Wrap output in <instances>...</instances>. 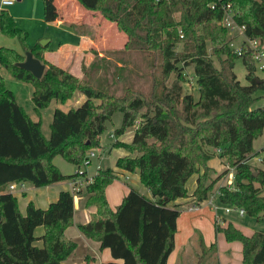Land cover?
Wrapping results in <instances>:
<instances>
[{"label":"trees","instance_id":"16d2710c","mask_svg":"<svg viewBox=\"0 0 264 264\" xmlns=\"http://www.w3.org/2000/svg\"><path fill=\"white\" fill-rule=\"evenodd\" d=\"M78 1L126 34L123 48L148 51L152 92L146 99L130 88L122 96L95 88L86 78L47 60L48 43L28 47L27 31L7 8L0 7V31L16 36L23 47L19 51L0 45V64L17 79L32 83L34 109L39 112L52 99L64 102L77 91L85 95L78 105L54 107L46 137L41 121L18 103L0 73V264H50L73 251L76 241L63 237L73 222L71 191L60 189L45 207L29 200L23 213L9 184L44 186L78 175V171L63 173L53 157L60 154L79 166L88 150L100 144V134L115 111L122 112L115 136L133 127L130 141L113 142L131 152L116 157L115 166L137 171L151 197L130 186L112 209L105 190L118 174L111 166L97 167L82 189L84 204L94 205L95 210L78 227L109 248L113 259L100 264H167L180 213L173 201L190 195L201 202L214 183L205 168L188 194L186 182L200 165L207 166L210 147H221L217 152L234 166V185L221 184L217 201L242 207L247 215L264 222V167L249 162L258 152L253 141L264 130V102L256 104L264 95L258 92L264 89V78L256 74L252 49L243 44L239 54L229 46L231 34L222 22L225 10L230 9L234 20L245 26V35L264 44V0ZM43 2L49 16L51 3ZM179 42L181 48H176ZM26 50L45 64L40 77L17 64L24 60ZM211 55L216 56L218 67ZM238 57L246 68L247 83H241L233 71ZM190 64L197 97L183 86L187 80L184 67ZM83 70L86 73L84 65ZM171 73L174 77L167 83ZM261 153L264 162V145ZM38 225L43 226L41 234H35ZM215 230L223 231L228 240L241 241L243 264H264V228L246 235L231 222L221 227L216 221ZM215 249V243L207 247Z\"/></svg>","mask_w":264,"mask_h":264},{"label":"rangeland","instance_id":"374dc122","mask_svg":"<svg viewBox=\"0 0 264 264\" xmlns=\"http://www.w3.org/2000/svg\"><path fill=\"white\" fill-rule=\"evenodd\" d=\"M51 3L50 15H46V7L42 0H16L11 5L4 6L8 11L14 16L15 21L19 26L24 28L27 31L26 43L28 47H31L34 43L44 41V39L52 37L50 46L55 48L57 46L58 39H72L75 33L67 26V23H62L61 25H56L54 19L61 16V14L68 12L72 17H75L76 20L74 25L77 31L86 32L93 37V49H100L101 52H105L106 55L110 57H104L103 60H98V67L91 68L86 64H83L86 67V73L83 78H86L88 82L93 85L95 88L100 89L104 92L112 94L114 96H122L125 94L128 88L133 89L140 94H142L146 99H149L152 88L153 80L151 74V67L149 62L151 57L148 55V51L144 50H127L123 48V43L126 39V34L118 29L114 22L109 21L103 17L96 9H92L84 6L78 0H74V3L79 7L80 13H77L73 8H69L71 4H65V1L56 2L55 0H49ZM68 5V6H67ZM1 7V5H0ZM76 8V6H75ZM74 8V9H75ZM55 14V15H54ZM81 16V17H80ZM63 17V16H62ZM67 25V26H66ZM228 33L234 35L235 30L227 29ZM241 39V38H240ZM239 38L236 40L238 43ZM47 44V43H46ZM0 45L8 46L19 51L23 50L20 40L16 36L6 35L0 31ZM176 48H181V42L176 45ZM209 50V48H208ZM210 51V50H209ZM213 63L218 67L219 62L216 56L211 55ZM233 71L235 72L237 78L241 83H247L248 80L245 77L246 68L240 57L235 59L233 66ZM184 72L186 75V81H184L183 86L184 90L193 92L194 96H198L197 84L195 81V75L193 73L192 64L184 67ZM0 73L3 76L4 84L7 88L11 89L14 92V95L20 105H22L25 110H27L34 117L37 116L34 113V104L31 99L33 85L29 81H24L14 77L11 72L0 64ZM256 74L261 78H264V71L256 68ZM174 74L171 73L167 83H170L173 79ZM259 93H264V89L258 91ZM85 98V95L79 91L67 99L64 102H58L55 99H52L47 107L41 110L42 115V131L49 134V123L52 119L53 108L55 106H60L64 109H67L71 106L78 105ZM97 102V100H95ZM264 102V95L259 98L256 104H262ZM39 110V111H40ZM122 122V112L115 111L113 112L111 119L106 121V128L100 134V144L93 148L95 154L91 156V160L88 164L85 162L80 163V167L84 170H87L88 175H93L96 172L97 164L99 166H111L115 172L120 173L119 169L115 166L116 157L123 155L124 153H131L125 148L116 147L113 145L115 136L113 134L114 129L119 127ZM133 136V132L130 134H123L122 139L129 141ZM264 145V130L261 135L253 141L254 151H258L255 155L249 159L250 164L264 167V162L261 159H257L261 156V147ZM89 151V150H88ZM210 156L206 161V167L200 165L198 173H193L186 182L187 188L191 189L195 182L197 174H201L207 168V176L210 177V180H213L214 183L219 180V183L215 184V187L225 184L229 178V172L234 171V166L230 160L225 155H220L214 148H209ZM134 154V153H132ZM54 163L59 167V169L66 174L74 172L78 166L76 164L67 161L60 154H57L54 158ZM118 176V175H117ZM118 178V177H117ZM70 178L63 179L56 183L55 186L70 188L69 185ZM125 181L123 176L119 177L118 183ZM129 181L132 185L140 192L145 194H151L150 191L146 188L138 175L136 173H130ZM213 183V184H214ZM84 188V186H83ZM82 188V189H83ZM21 189H26V196L21 195ZM213 189V185L209 190ZM14 192L19 199V207L22 208V211L25 210V201L28 199H33L36 205H46L45 202L39 200V191L37 186L33 185L30 182H24V186H16L14 189H10ZM56 195L51 196L48 201L54 200ZM79 201H83V204L86 199V192L83 191V196L78 197ZM194 200V199H192ZM77 201V200H76ZM74 201V202H76ZM213 212V211H212ZM220 212V210H219ZM214 213V212H213ZM231 216H236L237 221L245 222L247 220H252L256 225V229L260 230L264 228V223L259 222L253 216H249L246 213L239 215L236 210L229 212ZM215 216V214H214ZM210 219L213 222L212 216ZM222 220V218H221ZM220 220H217V222ZM42 231L41 225H38L35 229V234ZM196 237L193 242L189 245L183 255L181 256V264H217V251L207 250L209 245H206L204 238H201V232L196 229ZM200 235L197 237V235ZM66 239V236L63 235ZM199 237L201 239H199ZM202 241V243H201ZM40 243V242H37ZM238 243H240L238 241ZM221 246V244H219ZM223 247V246H222ZM84 246L82 241H79V249L77 252H82ZM185 256V257H184ZM87 264V263H85Z\"/></svg>","mask_w":264,"mask_h":264},{"label":"crops","instance_id":"0c3cea01","mask_svg":"<svg viewBox=\"0 0 264 264\" xmlns=\"http://www.w3.org/2000/svg\"><path fill=\"white\" fill-rule=\"evenodd\" d=\"M60 1H65V4H71L69 8H73V10H75L77 13H80L79 7L74 3V0H55V3L59 2L62 4V2ZM75 20L76 18L72 17L71 12L70 14L68 12L63 13L61 14V16L59 15V17H56L54 19L56 25L67 23V25L69 26L67 25L66 26L69 27L75 33V35H73L74 37L72 39H68V41L66 39H58L56 42L57 46L55 48H52L50 46L52 41V37L50 36L49 41L47 42L49 46L44 51V56L50 62L56 63L59 66L72 72L73 74L83 77L85 75V72L83 70V64H86L91 68H97L98 60H103L104 57L108 58L110 56L106 55L105 52L104 53L101 52L100 49H93V44H94L93 37L84 31L83 32L77 31L76 27L78 26L74 25ZM45 107L41 109H44ZM33 110L34 113L37 114L36 117L30 114L27 110L26 111L33 119L35 120L39 119L41 121V129H42L41 110L39 112L36 111L34 108ZM49 131H50V127H49ZM42 132L46 137H48L49 134L46 135L44 131ZM132 132H133V127L128 128L122 134L118 136L114 135L115 140L118 139L121 141L128 142L127 140L122 139L121 136L125 133L130 134ZM55 156L53 157V162ZM98 165L100 164H97V166ZM85 171L88 174L87 170ZM119 172L120 173H117L118 178L114 179L111 183H109L105 190L106 197L112 209H115L116 206L120 203L122 197L128 192L129 187L130 186L134 187L132 183L129 181L130 173L132 174L136 173V176L138 175L139 178V174L137 173V171H127L120 168ZM120 176H123L125 178V181L118 183ZM59 181H55L44 186H37L38 189H40L38 190L39 191L38 194L40 195L39 200L45 203L47 202L46 203L47 205L50 202L48 200L49 198H51V196L52 198L55 195L57 197L58 191L62 188H65V187L55 186L56 183H59ZM218 181L219 180H217L213 184V189L211 190V193H214L216 195H217L218 187H215V184L219 183ZM218 185H221V183ZM195 186H196V178L191 189L187 188L188 194L192 192ZM146 188L149 190L148 187ZM26 194H27L26 189H21V195L26 196ZM145 195L151 197V194H145ZM82 196H83V192L80 193L79 197L81 198ZM29 200H33V199H28L27 201H25L26 202L24 207L25 209ZM193 202H195V200H192V196L190 195L186 197L177 198L175 201H173V203H178L180 208V213L176 219L174 247L167 257V264H181V262H179L181 261L180 258L183 255L184 251L187 248H189L191 242L194 241L196 237V232H195L196 229H198L201 232L202 234L201 238L202 237L204 238V242L206 245L210 246L212 243H215V247H216L215 252L217 251L218 253L217 264H243L242 262L243 246L241 241L236 239L228 240L226 239L223 231L215 230V222H216V217L214 216L215 212L212 210V208L207 204L205 200L200 202L201 206L199 209L197 210L188 209V206ZM18 205H19V199H18ZM46 205H39V206L45 207ZM19 209L21 210V212L23 213L25 212V210L22 211L21 207H19ZM94 210H95L94 205L87 206L83 204V201L81 200L79 201V199H77V201L74 202L73 222L64 229L63 235L66 236V239L75 240L76 247L66 257L57 259L50 264H85V263L100 264L102 261L113 259L108 247H101L100 241L86 236L83 232H81V230L78 227L79 223H84L89 220L90 213ZM231 211L232 210L226 212L223 209H220L219 213L221 215L222 220L220 219L218 223L221 227H224L227 225L228 222H231L236 228H238L246 235H251L255 230H257L256 229L257 227L252 220L239 222L237 221L236 216H231L229 214V212ZM211 216L213 218V222L210 219ZM259 222H263V221H259ZM41 227H42V231L36 234H41L43 232V226L41 225ZM198 236L200 235L198 234L197 237ZM201 238L199 237V239ZM79 241H82L84 246L82 252H77L79 249ZM238 241L240 243H238ZM219 244H221V246ZM115 260L121 261L120 259H115Z\"/></svg>","mask_w":264,"mask_h":264},{"label":"built area","instance_id":"2783aa9c","mask_svg":"<svg viewBox=\"0 0 264 264\" xmlns=\"http://www.w3.org/2000/svg\"><path fill=\"white\" fill-rule=\"evenodd\" d=\"M16 0H0V5L1 7L10 5L14 3ZM222 22L225 26H227L230 30H235L236 33L232 35L229 39V46L236 51L237 53H241L243 49V44H246L250 49L253 51V57L256 62V68L264 71V44L260 42V40L257 37H248L244 33V28L245 26L243 24H238L234 18L232 17V11L230 9H226ZM239 38L240 41L236 43V40ZM241 38V39H240ZM216 151H220L221 147H216ZM95 154L94 150L91 149L87 152V157L83 160L86 164H88L91 160V156ZM257 159H261V156L258 157ZM99 167V165H98ZM76 171L79 172L78 175L70 178L69 180V185L70 188L69 190L73 194V199L76 201L82 192V188L85 185V183L89 182L92 180V175H86L82 174V171H85L80 167V165L77 167ZM234 171L229 172V178L225 182V184L229 187H233L234 185ZM20 185L21 187L24 186V182H19V183H10L9 184V189H14L16 186ZM217 195H218V190H217ZM217 195L214 193H209L205 201L207 204L212 208V210L215 212V217L216 221L221 219V215L219 213L220 209H223L224 211L228 212L230 210L235 209L240 215L245 214V210L242 207H234L232 205H224L220 204L217 201ZM201 206L200 202H193L188 206V209L190 210H197Z\"/></svg>","mask_w":264,"mask_h":264},{"label":"water","instance_id":"95a60500","mask_svg":"<svg viewBox=\"0 0 264 264\" xmlns=\"http://www.w3.org/2000/svg\"><path fill=\"white\" fill-rule=\"evenodd\" d=\"M48 41L49 38H46L41 44L45 45ZM17 64L25 69L30 70L36 77L41 76L45 67V64L35 57L30 50L25 51L24 60L17 62Z\"/></svg>","mask_w":264,"mask_h":264}]
</instances>
